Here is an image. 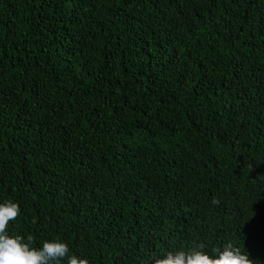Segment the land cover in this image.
Instances as JSON below:
<instances>
[{
    "label": "trees",
    "instance_id": "trees-1",
    "mask_svg": "<svg viewBox=\"0 0 264 264\" xmlns=\"http://www.w3.org/2000/svg\"><path fill=\"white\" fill-rule=\"evenodd\" d=\"M7 200L89 264H264V0H0Z\"/></svg>",
    "mask_w": 264,
    "mask_h": 264
},
{
    "label": "clouds",
    "instance_id": "clouds-1",
    "mask_svg": "<svg viewBox=\"0 0 264 264\" xmlns=\"http://www.w3.org/2000/svg\"><path fill=\"white\" fill-rule=\"evenodd\" d=\"M217 204V200L212 201ZM20 215L18 203L7 200L0 203V264H60L68 257L67 264H89L88 259L75 255L68 256L69 247L60 241H45L41 248L30 247L21 235L8 234L9 222ZM31 240V237L28 238ZM203 248V245L199 246ZM216 257L201 250L169 252L163 258L154 260V264H253L248 254L231 243L223 250H216Z\"/></svg>",
    "mask_w": 264,
    "mask_h": 264
}]
</instances>
